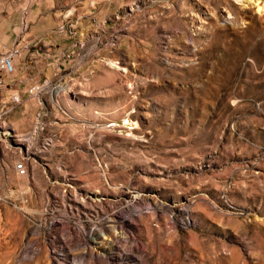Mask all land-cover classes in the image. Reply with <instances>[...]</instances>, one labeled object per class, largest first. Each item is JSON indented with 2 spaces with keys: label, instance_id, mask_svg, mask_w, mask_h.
Segmentation results:
<instances>
[{
  "label": "rangeland",
  "instance_id": "obj_1",
  "mask_svg": "<svg viewBox=\"0 0 264 264\" xmlns=\"http://www.w3.org/2000/svg\"><path fill=\"white\" fill-rule=\"evenodd\" d=\"M119 1L0 112V264H264V0Z\"/></svg>",
  "mask_w": 264,
  "mask_h": 264
},
{
  "label": "crops",
  "instance_id": "obj_2",
  "mask_svg": "<svg viewBox=\"0 0 264 264\" xmlns=\"http://www.w3.org/2000/svg\"><path fill=\"white\" fill-rule=\"evenodd\" d=\"M121 7L119 0H0V56L18 51L16 74L0 84L1 106L15 93L34 102L27 90L69 72L72 63L64 62V56L76 51L75 41L105 32L109 17ZM63 24L76 25L78 37L60 31ZM25 114L26 119L32 116Z\"/></svg>",
  "mask_w": 264,
  "mask_h": 264
},
{
  "label": "built area",
  "instance_id": "obj_3",
  "mask_svg": "<svg viewBox=\"0 0 264 264\" xmlns=\"http://www.w3.org/2000/svg\"><path fill=\"white\" fill-rule=\"evenodd\" d=\"M60 31L68 33L71 37L77 38L78 33L76 29V25L73 24H63L59 28ZM81 42L75 41L74 47L75 49L80 47ZM77 51H71L70 53H67L64 56V62H71V60L75 57ZM18 55V51L16 50H10L7 53L3 54L0 56V82H3V80H7L10 77H13L16 72V64H15V58ZM56 77H59L56 75ZM52 86L51 80H48L44 82L41 85H35L31 87L30 89L27 90V95L31 98H34L37 102V94L38 93H46L49 87ZM25 99H23V96L21 93H15L11 96V99L9 100L7 108H1V103H0V112H6V115L11 114L15 109H17L19 106L23 104ZM25 136L29 138V141L31 142V145L33 147H36V142L39 139L40 135H34V127H32L29 131L24 133ZM53 145V140H49V144L46 146L45 150L42 151L44 154L47 153ZM14 169L18 177L21 178H27L30 176V170L25 169L24 167L20 166L17 163H14ZM47 210L45 211V216L51 211L49 210L48 206L46 208ZM46 225L45 223H43ZM43 228V227H42Z\"/></svg>",
  "mask_w": 264,
  "mask_h": 264
},
{
  "label": "bare ground",
  "instance_id": "obj_4",
  "mask_svg": "<svg viewBox=\"0 0 264 264\" xmlns=\"http://www.w3.org/2000/svg\"><path fill=\"white\" fill-rule=\"evenodd\" d=\"M248 3H249V5H250V4H253V3H252V0H250V1L248 0ZM263 10H264V7H263V8H259V11H263ZM1 83H2V82H0V84H1ZM40 95H42V93H38V94H37V97H39ZM20 166H22V167L25 168V165H24V164H20Z\"/></svg>",
  "mask_w": 264,
  "mask_h": 264
}]
</instances>
